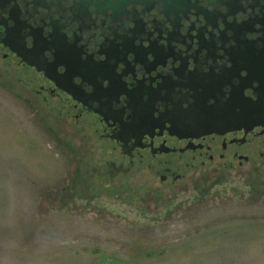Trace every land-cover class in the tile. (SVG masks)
Listing matches in <instances>:
<instances>
[{
  "label": "flooded vegetation",
  "instance_id": "obj_1",
  "mask_svg": "<svg viewBox=\"0 0 264 264\" xmlns=\"http://www.w3.org/2000/svg\"><path fill=\"white\" fill-rule=\"evenodd\" d=\"M102 1L0 0L1 76L105 144L91 184L259 173L264 0Z\"/></svg>",
  "mask_w": 264,
  "mask_h": 264
},
{
  "label": "rangeland",
  "instance_id": "obj_2",
  "mask_svg": "<svg viewBox=\"0 0 264 264\" xmlns=\"http://www.w3.org/2000/svg\"><path fill=\"white\" fill-rule=\"evenodd\" d=\"M13 76L0 73V264H264V168L189 169L173 186L134 173L103 192L86 165L105 144L81 142Z\"/></svg>",
  "mask_w": 264,
  "mask_h": 264
},
{
  "label": "water",
  "instance_id": "obj_3",
  "mask_svg": "<svg viewBox=\"0 0 264 264\" xmlns=\"http://www.w3.org/2000/svg\"><path fill=\"white\" fill-rule=\"evenodd\" d=\"M108 1H110V0H103L102 2H108ZM115 1H116V3H119V1H121V0H115ZM245 127L247 128V123L245 124ZM207 132H215V131L214 130L207 129Z\"/></svg>",
  "mask_w": 264,
  "mask_h": 264
}]
</instances>
